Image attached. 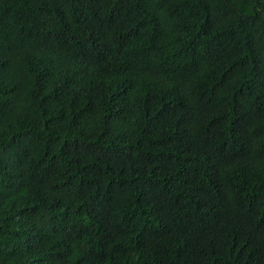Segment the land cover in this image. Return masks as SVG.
Returning <instances> with one entry per match:
<instances>
[{"label":"trees","instance_id":"trees-1","mask_svg":"<svg viewBox=\"0 0 264 264\" xmlns=\"http://www.w3.org/2000/svg\"><path fill=\"white\" fill-rule=\"evenodd\" d=\"M0 264H264V0H0Z\"/></svg>","mask_w":264,"mask_h":264}]
</instances>
